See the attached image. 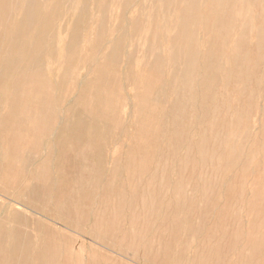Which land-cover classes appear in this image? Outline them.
<instances>
[{
	"label": "bare ground",
	"instance_id": "obj_1",
	"mask_svg": "<svg viewBox=\"0 0 264 264\" xmlns=\"http://www.w3.org/2000/svg\"><path fill=\"white\" fill-rule=\"evenodd\" d=\"M263 61L264 0H0V264H264Z\"/></svg>",
	"mask_w": 264,
	"mask_h": 264
},
{
	"label": "rangeland",
	"instance_id": "obj_2",
	"mask_svg": "<svg viewBox=\"0 0 264 264\" xmlns=\"http://www.w3.org/2000/svg\"><path fill=\"white\" fill-rule=\"evenodd\" d=\"M253 52H254V50H253ZM264 62V61H263ZM261 66V65H260ZM258 67L257 68V73H258V76H261L262 78H263V80H264V70H263V68H262V66L261 67ZM123 114V113H122ZM257 125H258V120H256V124H255V126L257 127ZM185 152V149H182L181 150V154L182 153H184ZM206 170H208V169H206ZM206 170H204V171H206ZM187 172V171H186Z\"/></svg>",
	"mask_w": 264,
	"mask_h": 264
}]
</instances>
